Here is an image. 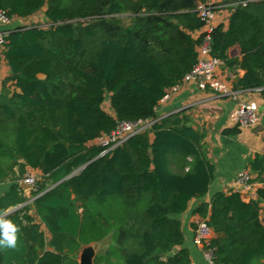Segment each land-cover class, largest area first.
<instances>
[{"label": "trees", "instance_id": "obj_1", "mask_svg": "<svg viewBox=\"0 0 264 264\" xmlns=\"http://www.w3.org/2000/svg\"><path fill=\"white\" fill-rule=\"evenodd\" d=\"M205 2L0 0L12 20L46 7V23L9 31L0 56L10 69L0 92V184L13 181L0 214L23 205L4 216L19 232L0 264H78L84 246L108 238L95 264H192L178 217L208 195L215 166L187 111L160 119L156 110L198 63ZM230 3L228 26L212 32V55L244 71L235 91L264 90V0ZM236 49L240 59L230 56ZM140 121L155 123L109 153L92 144ZM28 169L42 177L35 216L19 185ZM247 171L261 185L256 200L222 191L194 210L213 231L203 246L213 264L264 261V154Z\"/></svg>", "mask_w": 264, "mask_h": 264}, {"label": "crops", "instance_id": "obj_2", "mask_svg": "<svg viewBox=\"0 0 264 264\" xmlns=\"http://www.w3.org/2000/svg\"><path fill=\"white\" fill-rule=\"evenodd\" d=\"M211 1L222 6L216 12L214 26L217 27L219 25H224L227 27L231 14L230 6L232 3L230 2L236 0ZM13 21H15V19ZM14 23L15 22L7 27L0 28V31H11L15 29ZM196 35L198 34L196 33ZM0 56H2L1 51ZM230 56L237 57L239 59L241 58L237 49L232 51ZM9 74V67L4 61H2L0 64V92L2 83L4 79L9 76ZM218 74L223 80L229 82L233 87L236 77L243 76L244 71L239 68L234 71H230L225 65H222L219 68ZM170 93V98L164 99L160 102L156 110V116L161 119L181 111H187V114L192 119V125L194 128L206 132L205 143L208 158L215 166V178L208 195L201 201H192L188 211L178 217L182 223V231L185 236L184 247L190 251L192 264H208L204 255V249L197 246L194 242L195 229L193 224L201 222V219L194 215V210L200 203H209L212 197L218 192L238 190L240 192V188H238L237 185V177L239 173L247 171V163L250 158L254 157L256 154H264V90L261 92H256V90L237 91V97L230 98L219 95L212 90L201 91L195 84L190 83L183 85L176 92ZM245 101L255 102L259 106L261 116L260 123L254 128H240L241 132L236 136H225L223 134L225 130L235 127L230 121L231 113L239 106L240 103ZM253 178L255 179L254 176ZM254 179L248 189L243 191L241 190L240 192L245 201L257 199V191L261 185L258 182H255ZM12 184L13 181L11 179H7L0 184V198L9 191ZM28 199L29 201L25 205L31 206V214L35 216L33 200L31 198ZM262 206L264 210V204ZM22 207L23 205L10 209L6 215L16 212ZM37 222L40 223L38 218ZM47 236L49 235L47 234ZM95 244L98 245L97 243ZM96 245L91 244L82 248L78 256V264H80V258L83 250L89 246L95 247ZM97 256L98 253L96 251L94 264ZM256 264H264V261Z\"/></svg>", "mask_w": 264, "mask_h": 264}, {"label": "built area", "instance_id": "obj_3", "mask_svg": "<svg viewBox=\"0 0 264 264\" xmlns=\"http://www.w3.org/2000/svg\"><path fill=\"white\" fill-rule=\"evenodd\" d=\"M235 3H232L230 7H233ZM222 7L213 3L211 0H206L198 6L197 12L201 20L205 23L204 28L194 35L196 39L200 38L199 45L197 47L198 51V63L192 69V71L185 77L183 84L173 88L168 92L165 99L170 98V92H176L185 84H195L201 91L212 90L219 95L236 98L237 91L234 90L232 85L223 80L219 74V68L224 65V62L215 58L212 55V32L215 28L214 20L216 12ZM12 24V19H10L5 12H0V28L7 27ZM9 31H0V51L5 50L7 43L6 37ZM263 90H256V92H261ZM260 109L259 106L252 101H245L239 104V106L231 113L230 121L235 127L239 128H254L260 122ZM154 121L146 122H123L120 123L115 131L110 135H103L96 142L97 146L103 147L104 153H109L115 148L126 143L131 137L142 133L143 131L149 130ZM253 175L248 171H242L237 177V185L241 190H246L249 188L253 181ZM26 184L31 187L35 186V179L28 177L24 180ZM239 192V190L237 191ZM213 236V231L208 225L207 221H201L195 230L194 242L197 246L203 248L204 244L207 243ZM205 258L208 264H213L212 253L205 252Z\"/></svg>", "mask_w": 264, "mask_h": 264}, {"label": "rangeland", "instance_id": "obj_4", "mask_svg": "<svg viewBox=\"0 0 264 264\" xmlns=\"http://www.w3.org/2000/svg\"><path fill=\"white\" fill-rule=\"evenodd\" d=\"M222 3V2H221ZM225 3V2H223ZM216 4V3H215ZM218 5V4H217ZM45 10L46 7L44 9H42L39 13H37L36 15H34L31 18L28 19H15V21L12 20V23H14L15 28H21V27H28V26H32V25H36V24H44L46 23V19H45ZM104 109L109 112L112 113L111 107H110V100H109V96L107 97L105 103H104ZM260 123V122H259ZM93 145L97 146V142L92 143ZM28 177H32L35 179V186L32 187L33 191H36L38 188V184L39 182H41V173L39 171H35V170H31L29 169L28 172L22 176L19 180V183L23 182L25 179H27ZM99 244L95 246V249L98 253L99 256H104L106 255V250L109 247V245L112 243V240L110 238L105 239L101 242H98ZM106 249V250H105ZM102 264H107L106 259H104V261L102 262ZM256 264V263H254Z\"/></svg>", "mask_w": 264, "mask_h": 264}, {"label": "clouds", "instance_id": "obj_5", "mask_svg": "<svg viewBox=\"0 0 264 264\" xmlns=\"http://www.w3.org/2000/svg\"><path fill=\"white\" fill-rule=\"evenodd\" d=\"M4 214H0V250L5 248L15 249L17 247L19 228L13 222L4 218Z\"/></svg>", "mask_w": 264, "mask_h": 264}, {"label": "water", "instance_id": "obj_6", "mask_svg": "<svg viewBox=\"0 0 264 264\" xmlns=\"http://www.w3.org/2000/svg\"><path fill=\"white\" fill-rule=\"evenodd\" d=\"M20 187L22 188V190L24 191L25 195L28 198L32 197V193L33 188L31 186H29L28 184H26L24 181L19 183ZM42 194H40L39 196H37L36 198L32 199L33 201L35 199H37L38 197L42 196ZM96 255V251H95V247L94 246H89L87 248H85L82 252L81 258H80V264H94V258ZM163 257V255H162Z\"/></svg>", "mask_w": 264, "mask_h": 264}]
</instances>
